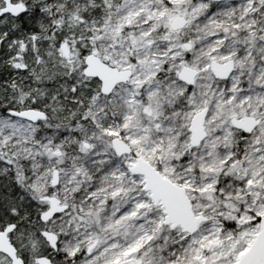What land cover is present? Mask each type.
<instances>
[{"label": "snow or ice", "instance_id": "6c2138e0", "mask_svg": "<svg viewBox=\"0 0 264 264\" xmlns=\"http://www.w3.org/2000/svg\"><path fill=\"white\" fill-rule=\"evenodd\" d=\"M0 264H264V0H0Z\"/></svg>", "mask_w": 264, "mask_h": 264}]
</instances>
